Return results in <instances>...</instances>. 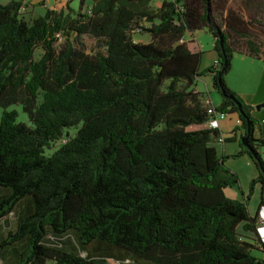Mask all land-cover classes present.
<instances>
[{
  "label": "trees",
  "instance_id": "obj_1",
  "mask_svg": "<svg viewBox=\"0 0 264 264\" xmlns=\"http://www.w3.org/2000/svg\"><path fill=\"white\" fill-rule=\"evenodd\" d=\"M24 1L0 3V218L18 213L0 249L22 240L19 264H264L245 239L264 218V197L254 215L248 208L264 186L256 120L224 79L234 54L264 62L254 0H79L78 9L67 0L32 22ZM205 27L217 60L201 69L203 51L180 40ZM136 31L151 41H135ZM72 34L105 51L87 52ZM207 73L217 110L237 112L248 137L236 154H220V130L205 127L196 86ZM15 104L30 124L7 110ZM69 128L76 134L47 156ZM243 154L259 175L240 200L226 193L240 182L226 160Z\"/></svg>",
  "mask_w": 264,
  "mask_h": 264
},
{
  "label": "crops",
  "instance_id": "obj_2",
  "mask_svg": "<svg viewBox=\"0 0 264 264\" xmlns=\"http://www.w3.org/2000/svg\"><path fill=\"white\" fill-rule=\"evenodd\" d=\"M74 1L75 0L72 2ZM163 1L164 0H160V2L152 5L155 8H158ZM65 2H67V0H25L24 3L26 6L24 8L29 9V11L39 9L42 12L41 15H43L46 9L52 8L55 4H63ZM205 29L208 30L207 27H205ZM191 37L196 40L194 33L191 34ZM197 49L201 48L197 46ZM209 54L210 58L216 62L217 52L214 50ZM242 56H244L241 57L244 61H248V66L252 69V71H250L249 74H247V72L240 74L238 76L239 80L233 79L231 81V79H227L226 82L228 86L235 91L248 106H250V113L256 120L252 138L255 143L259 144L264 142V62L245 55ZM234 57L235 55L233 58ZM209 75L212 77L211 74ZM201 78L204 77L201 76ZM201 78L198 79V82ZM198 82L196 86L197 89L202 92L204 96H210L214 105L217 107L221 103L222 99L213 95L209 82H204L203 89H200ZM217 123L220 132H222L227 139L223 143L215 141L212 145L217 148L220 154L224 155H233L241 151V143L245 131L244 128L241 127L239 114L237 112L228 113L226 118L219 120ZM205 127H207L206 124ZM226 164L240 177L239 184L226 188V193L230 197L243 200L250 191L251 181L259 175L258 167L248 154H243L238 158H229L227 159ZM263 197L264 186L262 183L258 182L255 185L253 194L248 202V208L251 215L255 214ZM19 206L23 207L21 204H19ZM17 221L18 213L14 214L13 212L0 218V242L5 241L11 232H15L17 230ZM245 239L254 246L253 254L264 259V223L258 224L256 232H247ZM66 243V247L72 248L70 242ZM24 249L25 245L22 240L3 246L0 249V264H19L21 253Z\"/></svg>",
  "mask_w": 264,
  "mask_h": 264
},
{
  "label": "rangeland",
  "instance_id": "obj_3",
  "mask_svg": "<svg viewBox=\"0 0 264 264\" xmlns=\"http://www.w3.org/2000/svg\"><path fill=\"white\" fill-rule=\"evenodd\" d=\"M8 1L9 0H0V3L5 4ZM157 2H160V0H153L152 4L154 5ZM92 3H93V0H86L85 6H87V7L91 6ZM71 6L75 9H78L79 8V0H75L74 2H72ZM250 7L253 8V10L255 12L261 11L264 14V2L262 0H254V3L252 5H250ZM41 13L42 12L39 9L29 11V9L24 8L21 10V17L24 18L25 20L29 21V22H32V20L34 18L38 17L39 15H41ZM193 33L195 34L196 40L191 38L190 32L186 33L185 38L187 40L191 39L190 43H189L191 47H194L197 49V46H198L199 48H201L200 50L203 51L201 69H206L208 66L215 63L212 60V58H210V54H209L210 52L214 51L213 35L211 32H209L205 28L197 29V30H195V32L193 31ZM134 39H135V41H138V42H149V41H151V35L149 33L141 34V33L136 31L134 34ZM71 40L83 44L86 51L89 53H92V54H94L96 52H104L105 51V45H104L103 41L97 40L95 38H91L87 35H82V36L76 37L75 34H72ZM62 41H63V39L60 40V42H62ZM42 53H43L42 48H40V47L37 48L35 51V58L39 59L40 56L42 55ZM234 55H235V57L231 61V69L224 77L225 81L227 79H231V81L233 79H238V76L240 74H242L244 72H247V74H249V72L252 71V69L249 68V66H248V61H244V59L241 58L244 56H242L240 54H234ZM209 74L210 73H207L206 75L202 76L204 78L200 77L201 80L199 82L197 81L199 86H200V89H203L205 81L209 82V84L211 86V90L213 92V95L215 97H220L222 99L220 92L213 87V80ZM7 110L8 111L15 110L17 112V120L18 121H22V122H26V123L30 124L29 117H28L27 113L24 112L22 105H20V104L11 105L10 107L7 108ZM3 111H4V109L2 107H0V118L3 114ZM76 132H77V128L65 129L64 136L61 139L51 142V146L45 148V154L47 156L52 155L58 148H60L66 142V140L68 139L69 136L75 135ZM263 159H264V156H263ZM245 237H246V235H245ZM69 238H71V237H69ZM69 238H65L64 241L67 242V240ZM109 261L111 264H121V263H119L113 259H110ZM49 264H51V262H49ZM127 264H136V263L131 262V263H127Z\"/></svg>",
  "mask_w": 264,
  "mask_h": 264
},
{
  "label": "built area",
  "instance_id": "obj_4",
  "mask_svg": "<svg viewBox=\"0 0 264 264\" xmlns=\"http://www.w3.org/2000/svg\"><path fill=\"white\" fill-rule=\"evenodd\" d=\"M191 38H193V37H191ZM190 40H187L185 38V36H184L180 40V42L183 43V42H187V41H190ZM203 102H204V104L206 106L207 113H208V120L206 121L205 124L207 125L208 128L219 129L217 122L219 120H222V119L226 118L228 116V113L217 110V107L214 105L212 99L208 95L204 96ZM225 138H226L225 135L222 134V132H220V135H219L217 141L223 143V142L226 141ZM258 151L261 154V156L263 157L264 156V142L258 144ZM260 222L263 223L264 219H261ZM127 263H125V264H127Z\"/></svg>",
  "mask_w": 264,
  "mask_h": 264
},
{
  "label": "water",
  "instance_id": "obj_5",
  "mask_svg": "<svg viewBox=\"0 0 264 264\" xmlns=\"http://www.w3.org/2000/svg\"><path fill=\"white\" fill-rule=\"evenodd\" d=\"M217 34L219 35L220 34V31L219 30H217ZM223 37L222 36H220V46L222 47V51L224 52V50H223ZM224 95L225 96H228L229 98H231V99H234V96H232V95H227L226 93H224ZM236 103L238 104V106H239V113L240 114H242L244 117H245V115H244V112H243V110H242V108H241V104H240V102H238V101H236ZM260 107V106H259ZM246 118V117H245ZM246 120H247V132H248V134L250 133V124H249V120L246 118ZM247 139H248V137H245V138H243L242 139V144L244 145V146H248V142H247Z\"/></svg>",
  "mask_w": 264,
  "mask_h": 264
},
{
  "label": "clouds",
  "instance_id": "obj_6",
  "mask_svg": "<svg viewBox=\"0 0 264 264\" xmlns=\"http://www.w3.org/2000/svg\"><path fill=\"white\" fill-rule=\"evenodd\" d=\"M261 219H264V218H261ZM259 223H261L260 221H259ZM264 223V222H263Z\"/></svg>",
  "mask_w": 264,
  "mask_h": 264
}]
</instances>
